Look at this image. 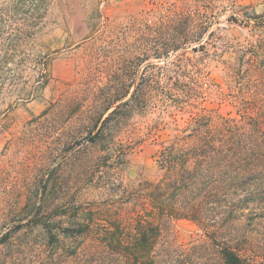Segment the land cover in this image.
Segmentation results:
<instances>
[{"label": "rangeland", "instance_id": "obj_1", "mask_svg": "<svg viewBox=\"0 0 264 264\" xmlns=\"http://www.w3.org/2000/svg\"><path fill=\"white\" fill-rule=\"evenodd\" d=\"M195 22L208 25L200 43ZM260 41L264 0H0V264H35L107 230L133 234L163 177L159 153L176 134L160 124L174 72L202 59L229 93L230 74L245 72ZM109 87L128 90L121 102L149 91L145 105H130L109 148L80 142L75 123L52 131L42 116L50 103L88 105ZM175 119L183 130L187 116ZM89 220L88 238H65ZM46 225L59 236L54 248L45 247ZM169 226L183 247L205 233L188 219Z\"/></svg>", "mask_w": 264, "mask_h": 264}, {"label": "trees", "instance_id": "obj_2", "mask_svg": "<svg viewBox=\"0 0 264 264\" xmlns=\"http://www.w3.org/2000/svg\"><path fill=\"white\" fill-rule=\"evenodd\" d=\"M192 30L194 42L200 43L208 25L195 22ZM253 50L245 72L230 74L229 93L204 73L202 59L190 71L174 72L175 93H164L169 106L160 124L173 125L176 134L159 153L163 177L147 193L151 210L147 220L135 219L133 234L107 230L81 249L62 254L50 249L35 264H264V41ZM148 92L133 91L121 102L128 90L109 87L92 94L88 105L78 97L50 103L42 116L54 121L52 131L75 123L80 142L109 148L130 105L146 104ZM178 114L187 116L183 130ZM180 219L205 232L187 247L176 245L171 236L170 221ZM91 221L78 224L65 238H88ZM45 236L46 248L60 242L48 225Z\"/></svg>", "mask_w": 264, "mask_h": 264}]
</instances>
